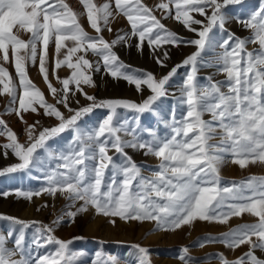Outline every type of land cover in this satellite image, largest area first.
Instances as JSON below:
<instances>
[{
  "label": "snow or ice",
  "instance_id": "1",
  "mask_svg": "<svg viewBox=\"0 0 264 264\" xmlns=\"http://www.w3.org/2000/svg\"><path fill=\"white\" fill-rule=\"evenodd\" d=\"M239 2L162 0L156 7L165 13V17L173 15L174 5L173 18L197 33L199 38L187 41L197 46L195 53L187 57L182 65L157 79L150 72L136 75L123 71L127 66L119 60L113 48L127 41V33L117 35L111 42L100 35L102 27L99 21L107 27L113 14L110 3L97 6L91 0H82L90 26L97 33L90 36L78 22V14L65 0H0V50L3 51V60L8 61L11 46L19 87L23 90L18 94L17 85L12 82L7 69L0 66V85L3 86L0 91L11 97L8 111H14L19 116L21 111H37L35 105L38 104L45 115L54 116L60 121L56 126L40 130L38 134L35 124L28 125V143L22 144L6 122L0 119V135L6 134L9 141L2 147L10 149L19 161L4 168L0 175L42 166L40 155L46 153L47 159L58 162L45 174L48 187L41 191L51 195L57 192L66 194L72 202L68 205L69 209L76 201H82L75 211L65 213L69 218H75L78 213L93 207L97 214L104 216L149 220L155 222L157 229L174 230L197 219L227 223L233 216L251 214L258 218L255 223L239 225L219 237L198 243L203 246L204 242H221L231 249L247 244L248 251L234 260L227 259L223 253L216 254L220 264H264V259L255 254L257 249L264 251V176H250L231 182V187H222L219 175L220 167L228 156L233 157L232 162L241 168L249 162H264V3L249 20L240 21L244 27L253 30L252 37L238 39L229 33L228 38L218 45L222 51L216 54L214 60H206L202 55L216 47L215 36L210 35L213 28L224 30L225 16L221 8ZM114 3L115 8L130 22L131 35L138 37V47L142 48L145 40L150 47H160L164 44L175 45L180 39L161 23L153 14V9L143 4L142 0H114ZM192 13L204 16L207 23L195 19ZM193 25H202V28L197 29ZM14 28L31 33L30 39L25 42L18 38L13 32ZM53 38L57 56L62 48H66L63 59L55 61V68L66 65L72 69L70 77L60 81L61 90L48 81L46 58L49 42ZM65 41L73 42V46L68 47ZM232 41L234 43H230ZM249 42H258L259 47L248 51L245 45ZM38 43L43 45L39 54L40 72L54 97H57L58 91L62 92L57 104L68 107L69 86L74 85L75 91L93 101L92 105L76 110L69 108L73 114L65 117L55 105L47 103L43 93L27 77L26 57L19 55L21 49H27V59L35 63ZM89 50L102 57L103 67L111 76L122 77L135 85L138 91L146 86L152 94L141 103L128 100L97 103L94 97L83 93L81 87L82 84H92L88 70L99 71L101 67L99 62L93 64L86 58ZM164 57L167 58V52H164ZM157 63L163 65L159 58ZM209 65L223 73L225 79L214 81L209 76L207 84L200 85L198 69ZM183 66H190V71L180 88V119L176 118L174 107L171 123L166 122V127L171 129L170 135L161 137L156 131L149 130L151 139H143L138 135L139 115L135 117L137 126L132 127L129 121L120 119L117 108L131 109L137 114L154 112L156 103L168 95L166 86L171 77L177 68ZM17 100L19 107H12ZM96 107L109 109V114L98 127L90 130L81 128L78 121ZM205 114H209L211 119L205 120ZM66 130L73 131L75 136L68 150L57 155L49 150L47 142ZM122 132L131 139H123L120 135ZM215 136L220 137L219 141L210 143ZM126 147L157 157L160 161L158 170L150 177L141 175L140 167L125 152ZM112 150L120 158L119 163L108 154ZM4 155L7 156L8 152L5 151ZM8 194L4 193L5 196ZM15 194L31 199L33 195H40V191H17ZM62 220L63 216L58 217L54 223ZM111 222L115 223V220ZM14 223L23 227L18 236L12 232L8 233L7 238L0 235V264H74L78 256L84 255L77 252L68 254L71 241L59 240L51 235V228L45 227L44 231L49 233L47 242H54L57 250L48 255L32 257L24 243L23 228L28 225L20 220H14ZM9 239L13 240L11 248L7 246ZM36 244L42 246L39 240H36ZM131 247L139 253L138 264H151L146 248L139 244ZM182 253L180 259L184 264H190L195 259L187 254V248ZM108 260L109 264H118L116 257H109Z\"/></svg>",
  "mask_w": 264,
  "mask_h": 264
},
{
  "label": "rangeland",
  "instance_id": "2",
  "mask_svg": "<svg viewBox=\"0 0 264 264\" xmlns=\"http://www.w3.org/2000/svg\"><path fill=\"white\" fill-rule=\"evenodd\" d=\"M65 2L78 14L77 19L83 29L90 36H96V31L90 26L87 19V10L84 8L82 0H65ZM91 2L97 6L106 2L111 5L113 14L109 17L107 27L103 25L102 21H99L102 27L100 35L106 41L111 42L117 35L128 34L127 41L116 44L113 51L117 54L119 60L127 66L123 71L129 74L140 75L141 73L150 72L157 79L162 78L174 67L182 65L187 57L197 51V46L191 45L187 41L198 39L199 37L197 33L190 31L181 22L173 18L174 5L172 6L173 15L166 18L165 13L156 7L162 0H142L143 4L153 9V14L161 20V23L180 39L175 45L164 44L160 47H150L145 40L141 48L137 46L139 43L138 37L131 35L130 22L126 16L115 8L114 0H91ZM163 2H167V0H163ZM219 2L223 3V0H219ZM262 3H264V0H240L239 3L223 6L221 13L225 16L224 30L221 31L218 27L213 28L210 35L215 36L214 43L216 47L214 50L202 53L205 59L214 60L216 54L222 51L218 45L228 38L229 33H232L238 39L247 40L252 37L253 30L251 28H246L241 23V31L244 33L240 34L232 23L249 20L253 13L260 10ZM209 14H211L210 10ZM99 15L97 13L98 17ZM192 15L195 19L202 20L205 24L207 23L204 16L197 13H192ZM193 27L201 29L202 25H193ZM108 28L112 30L109 31ZM13 32L25 42L31 36V33L23 29L17 30L14 28ZM230 43H234V41ZM65 44L68 47L73 46L71 41H65ZM245 47L248 51H253L259 45L258 42H249ZM37 49L38 54L35 63L27 59V49H21L19 55L26 57L25 68L27 77L43 93L47 103L55 105L65 117L73 114L69 111V108L76 110L92 105L93 101L88 100L81 92L75 91L74 85L69 86L68 107H65L64 104H57V98L62 95V92L58 91L57 97H54L50 92L48 82L45 81L40 72L39 54L43 49L42 43H38ZM164 52H167V58L164 57ZM65 53L66 48H62L60 55L57 56L54 38L50 40L46 58L48 81L58 90L62 89L60 81L70 77L72 72V69H69L66 65L55 68V61L63 59ZM8 54L9 60L4 61L3 51L0 50V60H3L0 66L9 69L8 73L12 78V82L17 85L18 94H21L23 90L19 87V77L15 71V58L11 46H9ZM80 54L83 53H77V55ZM86 58L93 64L99 62L101 65L99 71L88 70V74L92 78V84L81 85L83 93L94 97L97 103L105 100H128L141 103L147 96L152 94L146 86H142V90L138 91L135 85L130 84L122 77L111 76L107 69L103 67L102 57L92 53L90 50L87 52ZM157 58L163 61V65L157 63ZM73 60H75V57H73ZM189 71L190 66L177 68V72L171 77L166 86L168 95L162 97L156 103L154 112L137 114L134 110L118 107V116L121 120L129 121L132 127H136L135 117L139 115L138 135L143 139H151L148 135L149 130L156 131L161 137L169 136L171 129L166 127V122L171 123L172 109L174 107L176 108V118L180 119V88ZM209 76L214 81H223L225 79V75L218 72L213 66L199 67L197 80L200 85H206ZM2 87L0 85V89ZM73 91L75 92L74 95L72 94ZM10 101L11 97L0 91V119L4 120L7 127L16 134L19 143H28V125L35 124L38 134L40 130L51 128L60 123L58 118L45 115L44 109L38 104L35 105L37 111H21L18 116L14 111H8ZM12 107H19L18 100ZM109 111L107 108H93L91 112L81 117L78 124L81 128L88 130L96 128L107 117ZM203 118L210 120L211 116L205 114ZM120 135L123 139H131L130 136L125 135L123 132ZM74 136L75 133L71 130L60 133L47 142L49 150L57 155L59 152H66ZM219 139V136H215L210 143L216 144ZM8 142L6 134L0 135V171L19 162L10 149L5 150L2 147ZM5 151L8 152L7 156L4 155ZM125 152L140 167L141 175L150 177L158 170L160 161L154 155H145L143 150L130 147H126ZM108 154L114 156L117 163L120 162V158L115 154L114 150L109 151ZM40 159L42 166L34 167L31 170L0 175V235L7 238L8 233L12 232L14 236H18L23 226L15 224L14 220L25 222L28 226L23 228L24 243L26 250L31 252L32 257L48 255L57 250L58 246L54 242H47L46 237L49 233L44 231L45 227L51 228V235H54L59 240L71 241L68 254L72 252L84 254L78 256L74 264H94V262L95 264H109V257H116L118 264H138L139 253L131 247L136 244L148 250V258L151 264H184L180 259L184 248L188 249L187 254L189 256L195 258L190 261V264H220L216 254L223 253L227 259L234 260L249 249L247 244L231 249L221 242H204L203 246L198 243L208 238L219 237L239 225L255 223L258 218L248 213L242 214L240 217L233 216L227 223L197 219L191 224L182 225L174 230L157 229L154 221L124 220L119 217L104 216L97 214L93 207H89L85 212L78 213L75 218H69L65 213L69 210L75 211L82 201H76L75 205L69 209L68 205L72 202L67 199L66 194L57 192L51 195L41 191V189L48 187L45 174L51 168H55L58 161H50L47 159L46 153H41ZM232 159L233 157L231 156L226 157V162L220 167L219 175L222 187H231V182L242 181L250 176H264V162H249L246 167L241 168L233 163ZM17 191H31L33 193L40 191V195H33L31 199H27L17 196L15 194ZM4 193L9 194L5 196ZM62 216L63 220L60 223H54L58 217ZM3 217H11L13 219H3ZM112 220H115V223H112ZM38 229L41 231L38 232ZM36 240H39L42 246L38 247ZM7 246L13 247L12 239L8 240ZM255 254L257 257L264 259V251L257 249Z\"/></svg>",
  "mask_w": 264,
  "mask_h": 264
},
{
  "label": "bare ground",
  "instance_id": "3",
  "mask_svg": "<svg viewBox=\"0 0 264 264\" xmlns=\"http://www.w3.org/2000/svg\"><path fill=\"white\" fill-rule=\"evenodd\" d=\"M206 19V18H205ZM233 24V27L235 28V29H237L239 32H240V34H243L244 32L243 31H241V26H242V24L241 23H237V22H233L232 23ZM197 37V36H196ZM242 38V37H241ZM189 52V51H188ZM183 58V57H182ZM147 61V60H146ZM3 62V60H0V63H2ZM148 62V61H147ZM149 64H150V62H149ZM154 69V68H153ZM7 71L9 72V69L7 68ZM109 86H110V83H109ZM114 90V89H113ZM13 129V128H12Z\"/></svg>",
  "mask_w": 264,
  "mask_h": 264
}]
</instances>
